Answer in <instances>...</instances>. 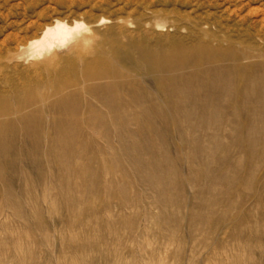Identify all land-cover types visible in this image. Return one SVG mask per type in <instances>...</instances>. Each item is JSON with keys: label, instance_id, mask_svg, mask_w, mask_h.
Segmentation results:
<instances>
[{"label": "rangeland", "instance_id": "374dc122", "mask_svg": "<svg viewBox=\"0 0 264 264\" xmlns=\"http://www.w3.org/2000/svg\"><path fill=\"white\" fill-rule=\"evenodd\" d=\"M59 26L83 27L35 47ZM205 45L240 59L214 83L241 80L247 104L187 110L207 76L185 69L171 110L128 106L162 96L135 77L148 49L177 69ZM112 82L139 89L114 115L84 95ZM0 104L27 108L0 143V264H264V0H0Z\"/></svg>", "mask_w": 264, "mask_h": 264}, {"label": "bare ground", "instance_id": "6f19581e", "mask_svg": "<svg viewBox=\"0 0 264 264\" xmlns=\"http://www.w3.org/2000/svg\"><path fill=\"white\" fill-rule=\"evenodd\" d=\"M79 27H83V26H77V28L75 29L59 26L55 31H48L46 36L44 37V40L40 42V44L35 45V47H39L49 42L50 39L51 40L60 39L62 40L63 43H66L68 39H70L77 32H79ZM118 49H120V51H122L123 53L118 56V58L116 59L117 62L123 63L126 61H130L133 65L139 64L141 55H143L142 52H145L144 51L145 48L143 50V47H140V46L135 47L132 45H123L122 47H119ZM189 50L192 52L191 54H193L194 56H197L196 51H201L202 58H196L188 65L177 64L179 68L175 69L174 67L175 64L173 62H167L166 64L161 65V66H157L153 64L152 57L154 56V54L151 50L148 49V53H146V56L144 59L150 64L148 73L145 76L137 74L135 77L139 76L145 84H146L145 80L149 78L150 79L149 83H152L156 87V92L158 94L160 92L162 96H157L155 99H151V96L147 95L150 99L145 100V101L133 99L129 101L128 106L130 108H135V107L141 108V109L146 108L145 111L155 110V109H164V108L171 110L173 106L170 103H168L166 101V98L164 97L169 95V92H170L169 89L171 88L174 82L173 80L167 79L168 77L165 78V76L170 75L174 72H178L180 70L183 71L185 69L193 70L195 72V77L197 78H200L201 74H205L207 76V79L201 80L199 83V86H197L196 92L198 94H196V92H193L194 95L192 94L191 95L194 97H191L189 101L185 102L187 106H189L187 110H190L193 113L195 111L196 112H207L209 110H215V109L216 110L217 109L219 110L221 109L239 110L241 104L242 105L247 104V99L249 96L244 98V96L248 94L242 93L241 91L242 81L241 80L236 82L233 79H225L221 82V84L214 83L216 82V80L218 81V74L221 70H225L227 68L236 69L239 66L238 62L240 59L238 58L228 59V58H224V56L220 57L219 55H216V53H213L209 45H205L203 49L194 50L190 48ZM108 55L109 54H107V56ZM136 56H139V57H136ZM96 62L97 61H95L94 63ZM116 79H119V77H117L115 74L104 71V73L101 75L100 78L95 79V78L88 76V78L83 83H81L80 86L82 87V89H84V87L86 86V83L89 81H95V80H101V81L102 80H114L115 81ZM137 87L138 85L136 83L128 84V83L112 82V83H107V84L96 86V87H91L88 91L86 90L84 95L86 96V94H89L102 107L107 108L108 110H110L109 112L113 113L114 115L115 113L121 112L122 107L124 106V101H122L121 99L120 91L126 90V89L128 90L133 89V90L138 91L139 89ZM180 89L184 90L185 88L181 87ZM218 89L221 90L220 91L221 97L217 100H213L212 96L210 95L208 96L205 95L207 93L209 94L211 92H215ZM203 91H205L204 94H202ZM25 110H27L26 107L18 108V109L16 108L14 110L9 109V108L7 109L6 107L1 106L0 104V143L2 142L4 133L7 130L13 129L15 125L14 121L10 120L9 118L20 116L25 112ZM119 116L120 115H117V116L115 115L114 121L121 123L122 121L125 120V117L124 116L119 117ZM205 119H207L208 121L211 120V118L207 116H205ZM20 120L22 123H25L27 128L29 129L28 127L29 118H27L26 116H21ZM102 121H105V119L104 120L102 119ZM27 133L28 134L32 133V135H35V136L40 135L39 126L38 128H34V130L31 132L30 130H28ZM0 151H5V148L3 149L2 145H0Z\"/></svg>", "mask_w": 264, "mask_h": 264}]
</instances>
